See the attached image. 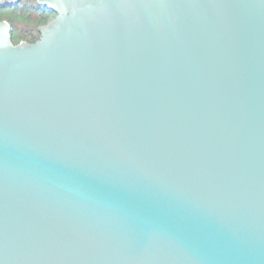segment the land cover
<instances>
[{
    "label": "water",
    "instance_id": "obj_1",
    "mask_svg": "<svg viewBox=\"0 0 264 264\" xmlns=\"http://www.w3.org/2000/svg\"><path fill=\"white\" fill-rule=\"evenodd\" d=\"M40 3L0 23V264H264V0Z\"/></svg>",
    "mask_w": 264,
    "mask_h": 264
},
{
    "label": "trees",
    "instance_id": "obj_2",
    "mask_svg": "<svg viewBox=\"0 0 264 264\" xmlns=\"http://www.w3.org/2000/svg\"><path fill=\"white\" fill-rule=\"evenodd\" d=\"M53 18L54 14L40 0L0 2V23L7 25L13 46L35 44L40 38V28Z\"/></svg>",
    "mask_w": 264,
    "mask_h": 264
},
{
    "label": "rangeland",
    "instance_id": "obj_3",
    "mask_svg": "<svg viewBox=\"0 0 264 264\" xmlns=\"http://www.w3.org/2000/svg\"><path fill=\"white\" fill-rule=\"evenodd\" d=\"M52 13V12H51ZM53 14H54V18L52 19V20H50V21H48L44 26H42V27H47V25L48 24H50V22H52V21H55V18H56V14L53 12ZM7 34H9V31H8V33ZM10 36V35H9ZM40 39V38H39ZM39 41V40H38Z\"/></svg>",
    "mask_w": 264,
    "mask_h": 264
},
{
    "label": "flooded vegetation",
    "instance_id": "obj_4",
    "mask_svg": "<svg viewBox=\"0 0 264 264\" xmlns=\"http://www.w3.org/2000/svg\"><path fill=\"white\" fill-rule=\"evenodd\" d=\"M46 8H48L49 9V7H47V6H45ZM50 10V9H49ZM53 13V12H52Z\"/></svg>",
    "mask_w": 264,
    "mask_h": 264
}]
</instances>
